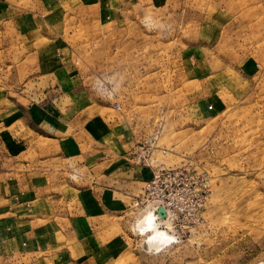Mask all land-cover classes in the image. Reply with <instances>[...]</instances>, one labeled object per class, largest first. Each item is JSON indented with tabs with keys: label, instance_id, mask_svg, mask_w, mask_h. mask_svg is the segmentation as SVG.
Masks as SVG:
<instances>
[{
	"label": "rangeland",
	"instance_id": "rangeland-1",
	"mask_svg": "<svg viewBox=\"0 0 264 264\" xmlns=\"http://www.w3.org/2000/svg\"><path fill=\"white\" fill-rule=\"evenodd\" d=\"M103 2L104 13L93 5ZM59 8L71 61L46 102L88 155L86 168L71 159L73 183L98 188L107 204L105 228L73 264H264V0H69ZM12 28L4 27L11 38ZM30 72L0 73L21 81L6 87L5 126L35 124L27 89L17 90ZM186 163L206 174L202 202L179 222L157 219L173 237L154 248L136 224L149 209L137 212L133 202L155 168Z\"/></svg>",
	"mask_w": 264,
	"mask_h": 264
},
{
	"label": "crops",
	"instance_id": "crops-1",
	"mask_svg": "<svg viewBox=\"0 0 264 264\" xmlns=\"http://www.w3.org/2000/svg\"><path fill=\"white\" fill-rule=\"evenodd\" d=\"M28 1L27 7L0 2V73L31 71L23 82L26 86L17 90L27 89L26 114L35 122L21 120L20 126L17 120L16 126L11 125L16 130L0 122V264H73L78 258L74 253L82 254L89 247L88 239L105 228L106 194L73 183L71 159L80 157L76 164L86 168L88 155L81 151L83 142L72 139L77 133L72 123L46 102L47 92L50 96L59 84L55 74L71 61L66 28L60 27L67 15L57 11L67 8L69 0ZM93 5L103 7L101 12L107 8L105 2ZM8 26L15 30L13 38L4 29ZM1 75L0 105L4 106L10 101L6 87L21 81L15 75Z\"/></svg>",
	"mask_w": 264,
	"mask_h": 264
},
{
	"label": "built area",
	"instance_id": "built-area-1",
	"mask_svg": "<svg viewBox=\"0 0 264 264\" xmlns=\"http://www.w3.org/2000/svg\"><path fill=\"white\" fill-rule=\"evenodd\" d=\"M205 177V173L190 163L157 167L152 171L144 191L133 202L134 209L142 212L151 207L160 219L158 209L163 207L166 218L170 215L173 222L184 220L188 214H194L202 202Z\"/></svg>",
	"mask_w": 264,
	"mask_h": 264
},
{
	"label": "bare ground",
	"instance_id": "bare-ground-1",
	"mask_svg": "<svg viewBox=\"0 0 264 264\" xmlns=\"http://www.w3.org/2000/svg\"><path fill=\"white\" fill-rule=\"evenodd\" d=\"M150 208L151 207L145 208L149 210L145 211V213L138 220V222L136 221L137 222L136 224L138 231H140V234L146 235L145 242L148 243L149 245H152L153 247L155 246L154 248H158L163 244L166 245L172 239L173 236L169 235L166 231L158 227L159 222L157 220V217L153 213V210L152 209L150 210ZM160 218L166 221L167 219L168 220L170 219V215L167 216V218L166 216L165 217L160 216Z\"/></svg>",
	"mask_w": 264,
	"mask_h": 264
},
{
	"label": "water",
	"instance_id": "water-1",
	"mask_svg": "<svg viewBox=\"0 0 264 264\" xmlns=\"http://www.w3.org/2000/svg\"><path fill=\"white\" fill-rule=\"evenodd\" d=\"M158 213H159V215L162 216V217H165V216H166V212H165V210H164L163 207H160V208L158 209Z\"/></svg>",
	"mask_w": 264,
	"mask_h": 264
}]
</instances>
